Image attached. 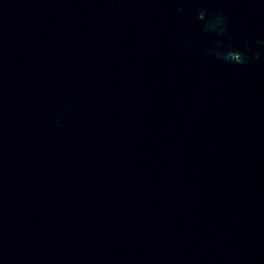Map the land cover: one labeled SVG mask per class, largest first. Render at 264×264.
<instances>
[{
    "label": "water",
    "instance_id": "water-1",
    "mask_svg": "<svg viewBox=\"0 0 264 264\" xmlns=\"http://www.w3.org/2000/svg\"><path fill=\"white\" fill-rule=\"evenodd\" d=\"M0 264H264V0H0Z\"/></svg>",
    "mask_w": 264,
    "mask_h": 264
}]
</instances>
